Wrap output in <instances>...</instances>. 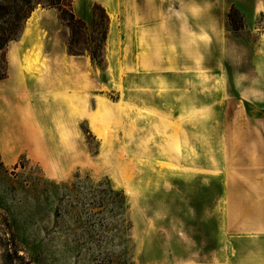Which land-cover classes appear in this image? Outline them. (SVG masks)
I'll return each instance as SVG.
<instances>
[{
    "label": "rangeland",
    "instance_id": "obj_1",
    "mask_svg": "<svg viewBox=\"0 0 264 264\" xmlns=\"http://www.w3.org/2000/svg\"><path fill=\"white\" fill-rule=\"evenodd\" d=\"M165 1L39 4L9 42L0 264H264V0Z\"/></svg>",
    "mask_w": 264,
    "mask_h": 264
},
{
    "label": "trees",
    "instance_id": "obj_2",
    "mask_svg": "<svg viewBox=\"0 0 264 264\" xmlns=\"http://www.w3.org/2000/svg\"><path fill=\"white\" fill-rule=\"evenodd\" d=\"M0 0V61L7 63L6 48L9 42L18 38L26 20L37 7H54L60 12L65 11L63 4L58 0ZM74 19V15H70ZM94 57V56H93Z\"/></svg>",
    "mask_w": 264,
    "mask_h": 264
},
{
    "label": "crops",
    "instance_id": "obj_3",
    "mask_svg": "<svg viewBox=\"0 0 264 264\" xmlns=\"http://www.w3.org/2000/svg\"><path fill=\"white\" fill-rule=\"evenodd\" d=\"M156 1L157 0H137V6H140L139 13L141 15V18L143 17V19L146 22H147L148 16L152 15L153 12L156 10ZM166 1H165V5H167ZM260 232H262L261 234L264 235V229H262Z\"/></svg>",
    "mask_w": 264,
    "mask_h": 264
}]
</instances>
